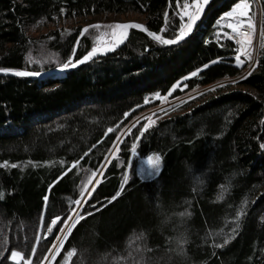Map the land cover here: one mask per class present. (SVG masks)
I'll use <instances>...</instances> for the list:
<instances>
[{
    "label": "trees",
    "instance_id": "16d2710c",
    "mask_svg": "<svg viewBox=\"0 0 264 264\" xmlns=\"http://www.w3.org/2000/svg\"><path fill=\"white\" fill-rule=\"evenodd\" d=\"M187 1L0 0V67L47 71L70 55L79 59L92 48V37L86 32L77 43L78 26L69 33L56 27L95 15H139L150 31L172 39L180 23L177 13ZM235 2L211 0L192 34L174 45H160L131 29L115 51L59 76H0V264L45 261L61 233L60 226L50 232L47 223L60 216L62 225L75 215L73 208L84 219L45 264H60L73 247L77 251L69 264H136L141 259L143 264H264V0H259L257 66L233 83L251 61L236 65L233 44L218 37L226 19L220 25L217 20ZM210 61L216 62L204 69ZM197 68L201 72L188 77ZM182 77L187 79L168 93ZM157 92L170 101L185 99L149 116L157 123L136 141L135 153L131 146L148 117L113 144L132 119L163 102L153 95ZM154 152L161 155L162 169L153 179H141L138 164ZM74 160L79 164L50 190L48 185ZM125 171L128 180L121 189ZM93 172L101 183L83 198L81 190ZM222 185L228 191L218 200ZM117 190L121 195L108 203ZM242 201L245 215L236 236L214 247L236 228L233 218ZM141 232L144 237L134 239ZM181 237L186 239L183 254L178 252ZM136 244L150 251L136 253ZM13 249L23 259L8 260Z\"/></svg>",
    "mask_w": 264,
    "mask_h": 264
},
{
    "label": "snow or ice",
    "instance_id": "6c2138e0",
    "mask_svg": "<svg viewBox=\"0 0 264 264\" xmlns=\"http://www.w3.org/2000/svg\"><path fill=\"white\" fill-rule=\"evenodd\" d=\"M207 3V0H191V5L189 3L185 2L183 4V7L180 9V11L177 13L181 17V20L183 21L184 17H187V21L182 22L179 26V28L176 30L177 34L172 39L165 38L164 35H161L158 32L150 31L144 24L141 23H134V22H126V23H120V22H114L110 25H107L106 27H109L112 29V35L113 39L103 46H96L94 45L90 50L86 52L85 55L80 57L79 59H73V56L70 55L67 59V61L60 63L58 66L63 69H68L75 67L83 62L88 61L92 57H94L97 53L104 52L111 49H115L120 43L123 42V40L128 36V30L129 29H139L143 30L147 33L149 37H152L154 40L159 42L160 44L164 45H173L176 43H179L182 41L186 36L189 35L193 31V28L198 21V19L201 16L204 4ZM177 7L179 8L180 5L177 4ZM65 11L64 8L60 9L61 14H63ZM165 16V22L167 24L169 13L166 11L164 13ZM224 19H228L229 23L227 24V28L231 29V32L224 31L223 32V38L231 39L235 41V43L238 45V48L235 49V63L237 66H240L245 63V60L252 61L253 60V32H254V23L250 15V5L248 0H237V2L233 3L231 5V8L228 11H225L221 18L217 20V25L221 24V21ZM264 23V21H262ZM101 24L97 22L96 24H88L85 25L84 28H81L80 36L77 37V43L80 40V37L84 36L85 33L89 29L93 28H100ZM246 27V31H242V28ZM165 28H161L160 32H164ZM219 34V33H218ZM51 39V37H49ZM261 46L264 47V31L261 32ZM76 52V47H73V53ZM243 57V59L241 58ZM218 60L220 58H217ZM29 62H32L29 58ZM216 61H210L209 64H205L202 67L204 69L208 68L210 64L215 63ZM257 65L255 63L250 65V71L245 76H242L240 79H245L247 75H251V70L254 69ZM201 72L200 68H197L195 71L188 73V77H195ZM0 73H14L17 76H37L40 73L38 72H28L23 71L15 68H8V67H0ZM187 79V77H182L180 81H177L176 83L172 84L171 88L168 89V93H171L174 89H176L183 80ZM233 83H236L237 81L233 80ZM220 85L217 84V87ZM155 97L159 98L161 101L165 99V96H161L159 92L153 94ZM145 102L147 103V98H145ZM138 107V106H137ZM163 111V110H161ZM125 116L128 115L127 112L124 113ZM139 123V121L137 122ZM157 123L156 119H153L151 117L147 118V122L143 124L142 127L139 129V134L135 135V140L132 144V150L135 153L137 149L136 141H140L143 134L146 133L147 130H149L153 125ZM107 132H112V128H108ZM128 132H131V128L128 129ZM107 135V133H105ZM120 140V137L117 136V141ZM117 141H113V144H116ZM99 143V141H97ZM95 147V145H93ZM260 147L264 149V144H261ZM91 151V149H89ZM119 152V147L117 146V150L113 151L111 153L112 157H116L117 153ZM87 152L84 153V156H87ZM84 156H82L80 159H83ZM149 164L152 167V173L150 174H156L160 171V165H161V155L160 154H153V156L148 157ZM45 164H51L52 161H44ZM61 164H64V161H60ZM9 161H4L3 165L8 166ZM79 164V160L72 161V166L65 168L64 171H61L60 175L56 177L55 180H53L49 185L48 188L51 190L53 186L61 180L62 177H64L67 173H69L73 167ZM13 167H16L17 165H12ZM33 166H37L36 164H33ZM107 166V165H105ZM93 176L96 175V172L92 173ZM103 175V173H101ZM128 180V173L125 171L123 180L121 182V189H123L124 185L127 183ZM101 181L98 179L95 181V183L91 184V187L93 190L96 189V186L100 184ZM87 187V185H85ZM222 191L217 196L218 200H222L224 198V193L228 191V188L225 186H221ZM81 196H85V192L81 190ZM4 195L3 191H0V198H2ZM87 196H92L93 192L89 191ZM121 195V191L117 190L115 194L109 199L108 203H111L112 201L116 200ZM49 197L47 195L44 196L45 202H47ZM77 203H80V201H77ZM246 204V201H242L241 208L238 210L235 214V217L233 218L236 222V228H233L231 230V235H226L223 244H214L213 246L216 248H221L227 245L237 234V229L240 227V219L242 216L245 215L244 211V205ZM105 204H100V208L105 207ZM95 211H99V208H95ZM71 212L75 215L70 219H65L62 221V225H67V228H63L62 225H58V222L61 221L60 216H55L52 218L50 223H47V227L49 231L51 232L53 230V226H60L61 232H62V238H60L56 243L60 246L64 245V241L69 238V234L73 231V228L78 224L79 221L84 219V216H81L75 208L71 209ZM92 213H85V216H89ZM181 215H190V213H182ZM45 235H48V233H45ZM144 233L141 232L138 236H135L134 239L140 240L142 237H144ZM186 243V239L181 237L178 240V244L180 247L178 248V252L180 254L184 253L183 245ZM33 252H35V245H33ZM56 252L59 251V247L55 250ZM76 248L69 249L66 254H64V259L60 261V264H69L70 258L74 255L76 252ZM136 253H142L144 251H150L146 246L141 247L140 244H136L135 246ZM132 252H129V255H132ZM0 255H4V253H0ZM23 259V254L20 251H17L13 249L11 251V254L8 256V260L18 262L19 260ZM120 260L126 259V257H120ZM24 264H29L28 260H25ZM40 264H44V261H40ZM136 264H143V260L137 261Z\"/></svg>",
    "mask_w": 264,
    "mask_h": 264
},
{
    "label": "rangeland",
    "instance_id": "374dc122",
    "mask_svg": "<svg viewBox=\"0 0 264 264\" xmlns=\"http://www.w3.org/2000/svg\"><path fill=\"white\" fill-rule=\"evenodd\" d=\"M252 1L254 2V5L256 6V12H258V6L260 8L259 0H252ZM115 18H118L121 22L126 21V20H136V21H139V22H141V23L144 24L142 16H139V15H129V16L127 15V16H123V15H119V14H112V15H106V16L95 15L93 17L86 18V19H82V20L64 21L60 25H58L56 28H57L58 31L63 30L65 33H69L70 31L73 32V29H75L77 26L81 29V28H84L85 25H88V24H96L97 22H99L101 24V27L100 28H98V29L97 28L89 29L87 32L92 37V40H93V43H94L93 46L94 45H96V46H103L105 44H108L113 39L112 29L109 28V27H106V26L107 25H110V24H112L114 22H118L117 20H115ZM45 30H48V29L45 28ZM35 34H36V32L33 33V35H35ZM259 38H260V28H259V37H258L257 49H258V45H259ZM256 54L257 53L253 51V58L254 59H256ZM253 63H255V60H252L251 63H250V65L253 64ZM250 65L237 78L232 79V81L233 80H236L238 78H241L244 75V73L247 72L248 69L250 71ZM23 70H25V69H23ZM220 83H224V82H220ZM204 89H202V90H204ZM202 90L193 91V92L187 94L184 97L185 98H188V97L194 96L195 94L200 93V91H202ZM163 96H165V99L163 100V102L160 105H157L155 107H152V108H150L148 110H145V111L141 112L136 118L132 119L125 126V128L119 133L118 136L121 138L122 135L129 129V127H131L132 125H134L135 123H137L138 121H140L141 119H143L144 117L152 116L154 113H156L158 110L162 109L163 107H165L167 105H170L171 103H173L175 101H178V100H181V99H185L184 97H182L180 99L170 101L167 98L168 97V94L167 95H163ZM113 150H114V147L112 148V150L109 153V155L113 152ZM153 154H157V153H155V152L154 153H150L145 158H142L140 160L139 164H138L137 174H138V176L141 179H153V178H155V177L158 176V174L160 173V171L162 169V159H161V165H160V171H159V173L150 174V173H152V167L149 164L148 157L153 156ZM98 174H96L95 176H90L89 177V180L88 179L86 180L89 183H88V185H87V187H86V189L84 191L85 192V196L90 191L91 184L96 181V178H97ZM85 196H83V198ZM64 228L66 229V226ZM60 238H62V232L58 236L56 242ZM56 242H55L54 247H56V245H57ZM54 247L52 248V250L54 249ZM52 250H51V253H52ZM51 253L48 255V257L44 261V264L46 263V261L50 257Z\"/></svg>",
    "mask_w": 264,
    "mask_h": 264
},
{
    "label": "water",
    "instance_id": "95a60500",
    "mask_svg": "<svg viewBox=\"0 0 264 264\" xmlns=\"http://www.w3.org/2000/svg\"><path fill=\"white\" fill-rule=\"evenodd\" d=\"M210 1H211V0H207V3L204 4V7H203V10H202L201 16H200V18L198 19V21L196 22V24H195V26H194V28H193V31H194L195 28L198 26V24H199L201 18L203 17V15H204V13H205V11H206V9H207V6L209 5ZM126 22L141 23V22L136 21V20H126V21H123V22H121V23H126ZM141 24H143V23H141ZM144 25H145V24H144ZM130 30H131V29L128 30V35H129V33H130ZM138 30H139V29H138ZM140 31H142L143 33H145V34L147 35V33L144 32L143 30H140ZM193 31H192V32H193ZM192 32L189 33L188 36H190V35L192 34ZM147 36H148V35H147ZM188 36H186L184 39H186ZM127 37H128V36H127ZM127 37H126V38L123 40V42L120 43L115 49H111V48H110V49L107 50V51L97 53V54H96L94 57H92L91 59L96 58V57H100V56H104V55H108V54H110L111 52L115 51L116 49H118L120 46H122V45L125 43ZM148 37H149V36H148ZM150 38H151L152 40H154L152 37H150ZM184 39H183V40H184ZM183 40H182V41H183ZM154 41H156V40H154ZM156 42H157V41H156ZM180 42H181V41H180ZM180 42H179V43H180ZM158 43H159V42H158ZM159 44H160V43H159ZM176 44H177V43H176ZM160 45L168 46V45H164V44H160ZM173 45H174V44H173ZM84 55H85V54H84ZM91 59H89V60H91ZM89 60H88V61H89ZM86 62H87V61H86ZM83 63H85V62H83ZM83 63H81V64H83ZM81 64H79V65H77V66H75V67L68 68V69H63V70H62L60 67H56V68H53V69H50V70H47V71H35V72L40 73V74L37 75V76H17V75H15L14 73H7V74L0 73V76H8V77H28V78H32V79H43V78H48V77H52V76H59V75L62 74L63 72L70 71V70H72L73 68H76V67L80 66ZM23 71L34 72V71H29V70H23Z\"/></svg>",
    "mask_w": 264,
    "mask_h": 264
},
{
    "label": "built area",
    "instance_id": "2783aa9c",
    "mask_svg": "<svg viewBox=\"0 0 264 264\" xmlns=\"http://www.w3.org/2000/svg\"><path fill=\"white\" fill-rule=\"evenodd\" d=\"M187 3H189V5H191V0H188ZM250 15H251V18L253 20V23H254V32H253V51L254 52H257V43H258V37H259V28H260V11H259V6H258V12H256V6L254 8V11L251 9L250 7ZM180 18V23H179V26L182 22H185V20L187 19V17H184L183 21L181 20V17L179 16ZM229 23V20L227 19L226 21V28L223 29V30H220L218 33V37L220 39H227V38H223V32L224 31H227V32H231V29H228L227 28V24ZM246 27L245 28H242V31H246ZM232 43H233V47H232V57L235 59V49L238 48V45L235 43V41L229 39ZM253 54V53H252ZM243 58V57H241ZM253 60H255L253 58ZM249 69L247 70V72L244 73V75H246L248 73ZM243 75V76H244Z\"/></svg>",
    "mask_w": 264,
    "mask_h": 264
},
{
    "label": "bare ground",
    "instance_id": "6f19581e",
    "mask_svg": "<svg viewBox=\"0 0 264 264\" xmlns=\"http://www.w3.org/2000/svg\"><path fill=\"white\" fill-rule=\"evenodd\" d=\"M115 20H117L118 22H120L121 23V21L118 19V18H115ZM221 30H223V29H221ZM220 31V30H219ZM218 31V32H219ZM232 43V42H231ZM233 44V43H232Z\"/></svg>",
    "mask_w": 264,
    "mask_h": 264
}]
</instances>
